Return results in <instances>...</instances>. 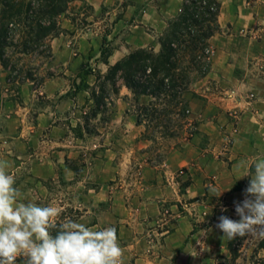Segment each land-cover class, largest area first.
<instances>
[{"label":"crops","instance_id":"0c3cea01","mask_svg":"<svg viewBox=\"0 0 264 264\" xmlns=\"http://www.w3.org/2000/svg\"><path fill=\"white\" fill-rule=\"evenodd\" d=\"M217 1L222 6L220 31L210 40L211 70L198 89L217 103H188L191 116L164 158L156 160L154 143L146 139V127L138 124L130 103H110L111 116L105 128L100 124L97 151L86 160L92 174L77 173L71 164L87 148H72L69 127L58 122L82 103L34 105V135L25 138L0 130V165L13 176L25 173L29 185V195L21 202L56 207L59 215L52 227L70 218L94 231L115 228L123 250L121 264L230 260V240L215 225L221 215L239 219L234 202L243 201L255 159L264 155V0ZM83 2L101 11L109 0ZM183 2L151 1L144 8L143 27L165 28ZM129 51L116 50L110 64ZM9 105L14 111L9 122L21 123L27 115ZM24 142L34 150L27 152ZM58 171L62 180L55 179ZM16 264H24L23 255Z\"/></svg>","mask_w":264,"mask_h":264},{"label":"rangeland","instance_id":"374dc122","mask_svg":"<svg viewBox=\"0 0 264 264\" xmlns=\"http://www.w3.org/2000/svg\"><path fill=\"white\" fill-rule=\"evenodd\" d=\"M151 1L159 4L164 0H137V2L109 0L101 11H94L91 6L78 0L59 19L61 34L52 41V47L53 42L56 41L55 47L52 48V59L39 54L22 56L18 53V49H9L8 56L14 61L13 63L17 64V61L21 59L20 67L24 66L25 73L29 72L34 75V82H26L20 87L8 86L6 84L7 74L0 69V105H3L0 107V114L6 118V122L0 123V130L9 135L16 131L25 134V138L31 137L34 135V105L45 107L52 104L58 107V104L53 103H82L80 107L77 105L76 108L71 107L64 112V119L58 123L69 127L67 137L72 148L79 150L78 147H82L80 151L87 148L85 154H81V158L71 164V167L77 173L83 172V174L91 175L92 166L90 161L86 160L94 157L97 151L95 145L96 141H99L96 138L99 135L100 124H103L105 128L111 116L112 107L109 104L130 103L133 114L146 127V139L154 143L153 152L156 160H162L184 132V122L188 120L192 112L188 103L217 102L207 98L208 95L202 91H198L199 83L205 78L200 74L192 76V83L185 94L188 100L186 109L176 110L174 115L167 114L172 109L168 108L167 103H153L150 97H142L137 102L122 80H118L119 93L117 94L105 80L111 67L116 64L114 66L110 64L112 56L109 59L102 56L103 49L113 55L116 50L127 47L130 48L127 57L142 49H154L160 52L159 40L181 10L173 19L166 20L165 28L143 27L141 21L145 16L144 8ZM183 4L184 2L182 6ZM87 71H93V74L86 76ZM104 89L105 92H103ZM94 91L101 99V103L94 102ZM127 91L130 95H127ZM10 103L15 104L17 110L22 108L24 115H27L21 123L15 125L9 122L8 117L14 115L13 106L10 107ZM98 107L101 111L99 114H102L101 122L98 118L99 114L94 116V111ZM180 108L182 109V106ZM4 144L6 145L7 142ZM24 144L27 152L34 150L33 145L29 146L25 142ZM23 174L14 177L16 184L23 182L21 183L23 188L20 191L22 196H27L29 185L24 183ZM55 179H63L61 171L56 172ZM56 190L62 191V189ZM50 230L52 231V228ZM260 240L247 238L243 248L245 250L243 259L239 261V264H252L251 257L254 255L264 262V251H258Z\"/></svg>","mask_w":264,"mask_h":264},{"label":"trees","instance_id":"16d2710c","mask_svg":"<svg viewBox=\"0 0 264 264\" xmlns=\"http://www.w3.org/2000/svg\"><path fill=\"white\" fill-rule=\"evenodd\" d=\"M77 1L0 0V69L7 74L8 86L20 87L26 82H34V75L25 73L24 66L20 67L21 59L14 64L8 50L16 48L22 56L39 54L52 59V41L61 34L59 19ZM221 8L217 0H185L181 13L170 22L159 40L160 52L142 49L111 67L105 80L113 92L119 93L118 80H122L137 102L142 97H150L153 103H167L168 108H172L167 114L184 111L188 103L185 94L192 76L206 77L210 73V40L220 31ZM102 56L109 59L112 54L103 49ZM92 74L93 71L86 72V76ZM97 96L94 91V102L101 103ZM99 113L100 107L94 111V116ZM138 124L143 123L138 120ZM59 225L52 227V231ZM246 241L247 238L241 237L230 240L231 258L220 264H239ZM258 251H264V239L259 241ZM251 259L252 264H264L255 255Z\"/></svg>","mask_w":264,"mask_h":264},{"label":"clouds","instance_id":"9594fccd","mask_svg":"<svg viewBox=\"0 0 264 264\" xmlns=\"http://www.w3.org/2000/svg\"><path fill=\"white\" fill-rule=\"evenodd\" d=\"M253 167L243 201L234 202L239 219L221 215L215 225L228 240L264 239V155L256 157ZM15 185V177L0 165V264H16L21 255L24 264H120L123 250L115 228L94 231L65 218L53 232L58 209L21 202Z\"/></svg>","mask_w":264,"mask_h":264},{"label":"built area","instance_id":"2783aa9c","mask_svg":"<svg viewBox=\"0 0 264 264\" xmlns=\"http://www.w3.org/2000/svg\"><path fill=\"white\" fill-rule=\"evenodd\" d=\"M211 55H212V51H211ZM211 55H210V56H211Z\"/></svg>","mask_w":264,"mask_h":264}]
</instances>
